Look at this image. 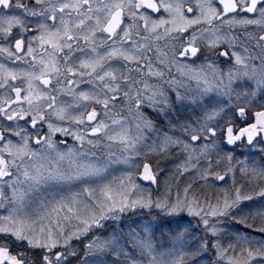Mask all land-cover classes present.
Masks as SVG:
<instances>
[{"label":"snow or ice","instance_id":"obj_1","mask_svg":"<svg viewBox=\"0 0 264 264\" xmlns=\"http://www.w3.org/2000/svg\"><path fill=\"white\" fill-rule=\"evenodd\" d=\"M0 264H264V0H0Z\"/></svg>","mask_w":264,"mask_h":264},{"label":"rangeland","instance_id":"obj_2","mask_svg":"<svg viewBox=\"0 0 264 264\" xmlns=\"http://www.w3.org/2000/svg\"><path fill=\"white\" fill-rule=\"evenodd\" d=\"M162 43H163V42H161V44H162ZM163 180H164V177L162 176V177H161V182H162V183H163Z\"/></svg>","mask_w":264,"mask_h":264},{"label":"flooded vegetation","instance_id":"obj_3","mask_svg":"<svg viewBox=\"0 0 264 264\" xmlns=\"http://www.w3.org/2000/svg\"><path fill=\"white\" fill-rule=\"evenodd\" d=\"M69 143H71V141H69ZM239 151H240V150H239V149H237V153H239ZM241 158H242V157H241Z\"/></svg>","mask_w":264,"mask_h":264}]
</instances>
